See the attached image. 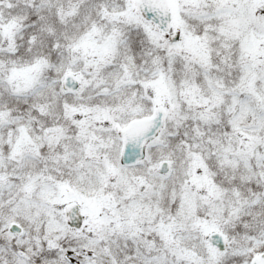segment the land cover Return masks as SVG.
<instances>
[{
    "label": "snow or ice",
    "instance_id": "1",
    "mask_svg": "<svg viewBox=\"0 0 264 264\" xmlns=\"http://www.w3.org/2000/svg\"><path fill=\"white\" fill-rule=\"evenodd\" d=\"M0 264H264V0H0Z\"/></svg>",
    "mask_w": 264,
    "mask_h": 264
}]
</instances>
